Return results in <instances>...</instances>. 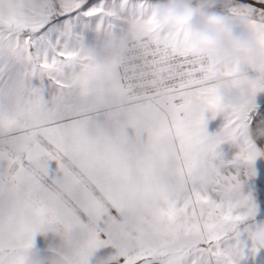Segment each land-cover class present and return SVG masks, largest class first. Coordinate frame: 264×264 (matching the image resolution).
I'll use <instances>...</instances> for the list:
<instances>
[{
    "label": "snow or ice",
    "instance_id": "snow-or-ice-1",
    "mask_svg": "<svg viewBox=\"0 0 264 264\" xmlns=\"http://www.w3.org/2000/svg\"><path fill=\"white\" fill-rule=\"evenodd\" d=\"M143 7L0 0V264H264V65ZM236 11L264 26V0ZM216 75L253 99L210 135Z\"/></svg>",
    "mask_w": 264,
    "mask_h": 264
},
{
    "label": "clouds",
    "instance_id": "clouds-1",
    "mask_svg": "<svg viewBox=\"0 0 264 264\" xmlns=\"http://www.w3.org/2000/svg\"><path fill=\"white\" fill-rule=\"evenodd\" d=\"M215 4L216 0H195V5L193 0H166L155 6L152 15L163 30H184L188 47L202 50L209 62L233 63L241 68L264 65V48L257 43L264 42V26H253L244 17L228 20L211 11ZM195 16L199 17V23L192 24ZM246 16L251 17L252 12L247 11ZM212 87L218 97L219 116L236 112L253 99L249 84L243 78L230 80L216 75ZM202 102L199 97L187 100L194 107Z\"/></svg>",
    "mask_w": 264,
    "mask_h": 264
},
{
    "label": "rangeland",
    "instance_id": "rangeland-1",
    "mask_svg": "<svg viewBox=\"0 0 264 264\" xmlns=\"http://www.w3.org/2000/svg\"><path fill=\"white\" fill-rule=\"evenodd\" d=\"M164 2L160 0H129V6L133 12L137 10L138 5H143V11L150 16L153 9L157 5H161ZM244 74L249 78H254L256 73H254L247 65L243 67ZM255 105L258 113H264V91L259 92L255 97ZM210 113H205V129L208 134L216 133L223 123L222 116L217 115L215 118L209 119ZM223 147V146H222Z\"/></svg>",
    "mask_w": 264,
    "mask_h": 264
},
{
    "label": "water",
    "instance_id": "water-1",
    "mask_svg": "<svg viewBox=\"0 0 264 264\" xmlns=\"http://www.w3.org/2000/svg\"><path fill=\"white\" fill-rule=\"evenodd\" d=\"M166 2V0H160ZM195 5V0H193ZM242 0H216L215 6L211 9L212 12H237L238 5Z\"/></svg>",
    "mask_w": 264,
    "mask_h": 264
},
{
    "label": "crops",
    "instance_id": "crops-1",
    "mask_svg": "<svg viewBox=\"0 0 264 264\" xmlns=\"http://www.w3.org/2000/svg\"><path fill=\"white\" fill-rule=\"evenodd\" d=\"M162 2H164V1H162ZM164 3H166V2H164ZM214 13H216L218 15H222V16H224L228 20H235L238 17H240L237 14V12H214ZM197 23H199V17L198 16H195V17H193L192 24H197ZM165 31H167V30H165Z\"/></svg>",
    "mask_w": 264,
    "mask_h": 264
}]
</instances>
